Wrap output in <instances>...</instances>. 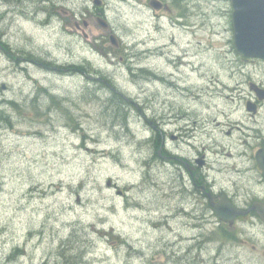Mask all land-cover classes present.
<instances>
[{"label": "rangeland", "instance_id": "obj_1", "mask_svg": "<svg viewBox=\"0 0 264 264\" xmlns=\"http://www.w3.org/2000/svg\"><path fill=\"white\" fill-rule=\"evenodd\" d=\"M152 1L0 0V264H64L72 232L80 264H264L259 220L206 241L219 219L153 140L161 118L189 125L166 146L204 153L216 192L252 195L264 61L236 54L230 0Z\"/></svg>", "mask_w": 264, "mask_h": 264}, {"label": "water", "instance_id": "obj_2", "mask_svg": "<svg viewBox=\"0 0 264 264\" xmlns=\"http://www.w3.org/2000/svg\"><path fill=\"white\" fill-rule=\"evenodd\" d=\"M232 6L234 39L238 54L243 57L264 59V0H232ZM252 89L264 99V90L256 86H252ZM248 109L256 112L251 104ZM257 162L264 176V150L257 154ZM214 207L219 218L230 224L237 216L244 214L227 200ZM256 209L264 221V204L256 206Z\"/></svg>", "mask_w": 264, "mask_h": 264}, {"label": "flooded vegetation", "instance_id": "obj_3", "mask_svg": "<svg viewBox=\"0 0 264 264\" xmlns=\"http://www.w3.org/2000/svg\"><path fill=\"white\" fill-rule=\"evenodd\" d=\"M255 62V61H254ZM256 104L258 105V107H263L264 106V102H258L256 100ZM164 125H165V121L163 118L160 119V124L156 127V131H157V137H158V143H159V153L161 157H164L166 159H171L174 160L175 163L181 168V167H185L187 169L188 172V178L190 181H192V184L195 188L199 187L202 192L200 193L201 195H203L205 198H209V192H212L214 199V203H218L220 201V194L225 193V190H222L220 192H215L213 190H215V188H213L212 184L209 183V185L207 186L206 189H204L202 186V181H205L204 179L206 178V174L204 172V170L202 169V167L197 166L196 164V159L194 162V159H192V161L185 157L183 154H181L180 149L174 150V149H169L166 146V141L167 138L170 137L172 141H176L179 142L184 138V136H188V131H189V125L187 126V130L186 128H182L180 130L177 131V134L174 135L172 133H168L164 130ZM188 141V140H187ZM260 148H264V144L260 145ZM204 153H201V155H203ZM205 155V154H204ZM179 170V169H178ZM185 179L184 176V172L183 171H179L178 172V176ZM180 177V178H181ZM259 183L260 184H264V180L261 178L259 179ZM230 201L233 202L236 206L243 208L244 210H250L248 212V214L237 218V220H242V219H246L247 221L250 219L255 218L256 216V212L252 209L253 204L255 202V200L259 199L260 201H264V187H260L257 191H255V193H253L252 195H254L253 199H252V195L249 196L242 194L243 196H241V194L237 195H233L229 192H226Z\"/></svg>", "mask_w": 264, "mask_h": 264}, {"label": "trees", "instance_id": "obj_4", "mask_svg": "<svg viewBox=\"0 0 264 264\" xmlns=\"http://www.w3.org/2000/svg\"><path fill=\"white\" fill-rule=\"evenodd\" d=\"M0 46L4 48L6 52L10 51V47L7 46L5 43L1 42ZM4 114H5L4 111L0 108V120H5ZM227 238H231V237H227ZM65 245L69 249V254L67 253L68 255H66L67 249L65 248ZM60 249H61L60 252L61 256L62 258H64V264H80L81 261L85 258L86 251L79 245V241L78 242L76 241V237L73 234V232L68 237V242L65 243L63 241V243L60 245ZM14 255L15 253L13 254V256Z\"/></svg>", "mask_w": 264, "mask_h": 264}, {"label": "bare ground", "instance_id": "obj_5", "mask_svg": "<svg viewBox=\"0 0 264 264\" xmlns=\"http://www.w3.org/2000/svg\"><path fill=\"white\" fill-rule=\"evenodd\" d=\"M47 64H49V62H48ZM47 64H46V65H47Z\"/></svg>", "mask_w": 264, "mask_h": 264}]
</instances>
